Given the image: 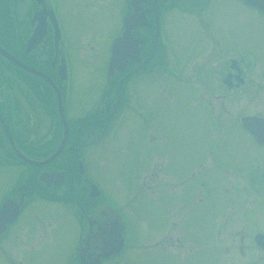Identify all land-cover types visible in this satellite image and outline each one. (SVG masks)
<instances>
[{
    "label": "flooded vegetation",
    "instance_id": "flooded-vegetation-1",
    "mask_svg": "<svg viewBox=\"0 0 264 264\" xmlns=\"http://www.w3.org/2000/svg\"><path fill=\"white\" fill-rule=\"evenodd\" d=\"M218 1H233L242 5L240 20H250L254 15L264 17V13L246 5L244 0H95V2L74 0L78 7L87 4L93 8L115 5L118 2L122 10L116 19L119 20V28L113 33L105 49L108 59L98 99L95 102L94 100L86 102L81 97L78 103H71L69 97H66L71 89L62 82L63 63L67 70V57L76 50H70L60 23L61 19H67L66 7L69 0H63V3L60 0H0V47L18 61L43 73L53 82L66 121V140L53 160L39 167L22 162L16 151L27 159L43 161L57 150L64 132L58 115V99L54 94L55 100H51L52 113L57 118L55 124L57 134L55 139L48 138L42 143L47 145L46 150L49 153L38 156L32 152L39 147L33 138L47 132L39 125L40 117L43 115L41 100L31 95L33 87L17 81L12 73L11 80L0 81V104L3 105L0 106V116L13 140L12 145L0 127V209L4 201H9L8 208L0 216V264H41L43 250L47 244L55 243L56 231L62 218L74 223V230L77 231L75 235L77 243L74 247L75 264H81L78 251L82 243H85L87 248L107 246L110 232L116 229L122 234L124 247L118 255L101 260L100 264L117 258L125 250L126 223L116 202L111 199L112 196L99 186L89 171L91 167L89 157L94 149L103 148L104 143L117 140L116 136L122 125L124 131H128L131 119H125L127 112H130L131 116H136L132 120L135 122L134 125L138 126L129 129L132 132L129 137L135 143V147L124 143V148L135 150L134 154L130 153V156L135 155L133 164L138 173L135 182L138 187L150 183L151 198L155 202L159 203L163 197L172 195L181 197V190L170 185L169 180L174 185L179 182L188 185L190 177L197 179L203 174H205L203 178L208 176L211 180L219 178L224 168H229L233 174L240 176L241 185L237 186L242 192L238 189L236 193L243 198L246 191L254 197L262 192L264 162L260 160L264 156L234 168L220 167L217 159L204 167L201 160L197 169L191 172V176L179 173L178 178L181 180L177 182L174 174L187 162L178 161L182 166L177 172L173 168V173L170 174L169 167L173 161L169 158L167 161L162 159L163 164L158 158L159 149L155 144V134L160 133L158 115L164 116L166 114L164 112L171 109L187 111L189 106L196 113L207 116L205 119L209 125L220 131L232 129L235 124L237 131L249 139L254 149H264V145L256 144L252 134L245 131L241 123L244 118L264 120V69L257 68V59L260 56L252 48L244 50L232 48L230 42L234 30L243 27L245 23L233 24L232 29L225 22L218 23L217 20L221 19L216 13L215 4ZM59 4L63 6L61 8L63 12H60ZM3 6L6 8L4 14ZM175 15L186 23L185 30H188V36L185 32L183 34L186 41L180 40L181 26L174 33L172 22L165 23V20H177ZM121 36L123 38L117 49L121 62L110 69L108 63L112 54V44ZM189 36L192 38L195 56L185 63L182 54L189 52ZM207 55L213 58L204 59L205 64L198 66L197 61ZM215 56L220 57L215 65L218 68L211 73L201 69L207 62L212 64ZM8 68L15 73L34 77L15 66ZM200 70H204L202 74L198 73ZM195 75L197 78H194ZM36 79L44 84L47 91L53 93L51 86ZM149 80L166 87L167 96L162 99L163 90L156 91L159 94L157 100L149 104L150 110H146L140 107L144 95L141 86ZM149 102L150 99H147L145 105ZM224 103L229 104L231 117L227 118L224 115ZM241 106H252L254 111L237 113ZM84 107L86 109H83ZM254 131L255 134L263 133L260 129ZM201 135L200 133L202 138ZM112 137L114 139L111 140ZM167 147L172 150L175 158L173 139L172 144ZM261 155L264 153L261 152ZM178 156L180 159L179 153ZM148 167L153 170L150 177L143 180L142 172ZM159 171L160 173L164 171L168 176L161 184L155 181ZM199 186V196H202L201 189L204 183L200 182ZM139 190V188L135 190L134 198L140 199ZM187 193L191 196L189 186ZM200 201L199 198L198 202ZM44 205H47L49 210L45 211ZM16 206L17 213L13 215L9 207ZM239 208L238 215L243 211V207ZM45 212L50 218H54V223L46 218ZM231 228L234 231L245 229L243 226ZM48 230L51 231L48 233ZM256 233L263 232L255 230L253 234ZM162 243L164 246L162 249H167L170 244L179 245L177 249H185V243L171 235L162 240L160 245ZM256 253L264 254V250Z\"/></svg>",
    "mask_w": 264,
    "mask_h": 264
},
{
    "label": "rangeland",
    "instance_id": "rangeland-1",
    "mask_svg": "<svg viewBox=\"0 0 264 264\" xmlns=\"http://www.w3.org/2000/svg\"><path fill=\"white\" fill-rule=\"evenodd\" d=\"M90 1L95 2V0ZM60 2L63 3V0ZM215 5H217L216 13L222 19H218V23L225 22L231 29L233 24L245 23L243 27L234 30L230 45L234 49L252 48L256 50L260 56L257 59V68L264 69V56H262L264 55V17L254 15V18L250 17V20H240L242 5L233 1H218ZM62 7L59 4L60 12H63ZM121 10L118 2L115 5L93 8L87 4L78 7L74 0H69L68 7H66L67 19H61L60 23L70 50H76L69 53L67 57L66 83L71 91L69 90L66 97H69L71 103H78L81 97L86 102L89 100L95 102L98 99L108 59L105 49L113 33L119 28V20L116 19ZM5 11L6 8L3 6V14ZM175 16L177 20H165V23L172 22L174 33L181 26L180 40L186 41V37L183 35L185 32L188 36V30H185L186 23L181 17ZM189 39V52L182 54L185 63L195 56L190 36ZM222 40L224 42L223 36ZM64 42L66 41L64 40ZM210 57L213 58L211 55L201 58L197 61V65L205 64L204 59ZM215 57L212 64L207 62L206 66L201 69L211 73L215 68H218L215 65L220 57ZM0 69L4 70L0 73L1 82L11 80L12 73L17 81L25 82L26 86L33 87L32 91L30 90L31 95L41 100L40 107L43 115L40 117L39 125L47 132L46 134L40 133L33 138L39 147L32 152L38 156L47 155L49 153L46 150L47 145L42 143L46 142L48 138L55 139L57 134V129H55L57 118L53 116V105L51 104V100H55L54 94L56 93L47 91L44 84L39 83L34 77L15 73L3 65H0ZM204 70H200L198 73L202 74ZM213 77L212 73L211 78L213 79ZM194 78H197V75ZM141 87L144 94L140 102L141 109L150 110L151 105L149 104L156 101L159 96L156 91L163 90L162 99L167 96L166 87L152 80ZM147 99H150V102L145 105ZM100 101L101 99L97 103L99 104ZM228 105V103L223 104V112L227 118L231 117ZM0 106L3 105L0 104ZM251 111H254L252 106H241L237 113H252ZM164 113H166L164 116L161 114L157 117L160 133L155 134V144L159 149V161L163 163L162 159L167 161L168 158L173 161L169 167L170 174L173 173V168L177 172L182 166V163L179 165L178 161L188 163H185L184 167L174 174L178 179L175 182L181 180L178 178L179 173L191 176V172L193 173L197 169L201 160H203L204 167L208 164L211 165L217 159L220 162V167L234 168L237 165H246L250 161L257 160L259 156H264L261 155V152L264 153V149H254L249 139L237 131L235 124L232 129L220 131L209 125L208 120L205 119L207 116L196 113L190 106L187 111L171 109ZM132 118H136V116H131V113L127 112L125 119H131L129 129L138 126L134 125L135 122ZM229 125L231 124L229 123ZM129 129L124 131L122 125L116 136L117 140L108 141L102 145L103 148L94 149L89 157L91 160L89 171L99 186L112 196L111 199L116 202L126 223L125 250L117 258L102 264H264V254H257L251 241V234L255 230L264 233V189L256 197L246 191L244 192L246 194H243L246 199L243 198L239 193H236L239 189L237 185H241L240 176L233 174L229 168H224L222 173L220 172L219 178L211 180L208 176L203 178L205 174L197 179L190 177L188 185L184 181V183L179 182L174 185L169 180L170 185L181 190V197H175V195L163 197L159 204L151 198L150 183L138 187L135 182L138 174L133 164L135 155L130 156V153L134 154L135 150L130 151L124 148V143L135 147V143L129 137L132 134ZM200 133L204 139L200 137ZM169 137L174 140L175 158L172 150L167 147L172 144V139ZM147 146L150 148L148 144ZM40 160L42 161V159ZM260 162H264V158ZM151 170L153 168L150 167L143 170V180L150 177ZM140 175H138L139 178ZM167 178L164 171L161 173L159 171L155 181L161 184ZM6 182L7 180H5ZM200 182L204 183V187L201 189L202 196H199ZM188 186L191 196L187 193ZM137 187L140 189V199L134 198ZM199 198L200 202H198ZM239 207H243V211L238 215ZM44 209L47 211L49 207L44 205ZM44 214L51 223H54L53 217L50 218L46 212ZM173 225L176 227H172ZM232 226H243L245 229L234 231ZM74 228V223L68 219L62 218L59 221L55 243L47 244L46 249L43 250L41 264L76 263L74 247L77 243L75 236L77 231ZM52 235L54 236L53 233ZM169 235L180 238L185 243V249H177L179 245L176 244H170L167 249H162L164 246H162L163 243L161 245L160 243Z\"/></svg>",
    "mask_w": 264,
    "mask_h": 264
},
{
    "label": "water",
    "instance_id": "water-1",
    "mask_svg": "<svg viewBox=\"0 0 264 264\" xmlns=\"http://www.w3.org/2000/svg\"><path fill=\"white\" fill-rule=\"evenodd\" d=\"M245 2L250 6L257 7L260 10L264 11V0H245ZM123 36H124V34H123ZM122 38L123 37L116 39L114 44H113L112 56H111L110 63H109L111 68H113L114 66H118V64L121 62V57L118 55L117 49L119 47V43H120ZM0 57L5 59L6 61L10 62L11 64L19 67L20 69L25 70L31 74L40 76L43 79H45L47 82H50L42 74H40V73L36 72L35 70L23 65L20 62L16 61L12 56H10L1 47H0ZM59 116H60V118H62L60 115V106H59ZM61 120H62V122L64 124V128H65V122L63 119H61ZM0 124H1L5 134L7 136V138L11 141L10 136H9L1 118H0ZM65 137H66V134L64 132L62 141H61L60 146L57 149V151L50 158H48L47 160H45L43 162H33V161L25 159L21 155H18V156L20 157L21 160H23L26 163L36 165V166H40L44 163H47L51 159H53L59 153V151L61 150L62 145L64 143ZM254 137H255V140L257 143H264V136L257 135ZM7 203H9V201H4V203L2 204V207L0 210V216L3 215L4 212L6 211V209L8 208L9 205H7ZM9 208L13 211V215H15V213H17V208H18L17 206L16 207H9ZM13 215H12V217H13ZM110 234L111 235H110L108 245L107 246L105 245L104 247L87 248V245L85 243H82L80 250H79V257H80V261L82 262V264H99L100 259L108 258L109 256L114 255L120 251V249L122 248V240H121V236H120V230L116 229L115 231H111ZM255 241L258 244H260L261 246H263L264 238L262 237V235H256Z\"/></svg>",
    "mask_w": 264,
    "mask_h": 264
}]
</instances>
